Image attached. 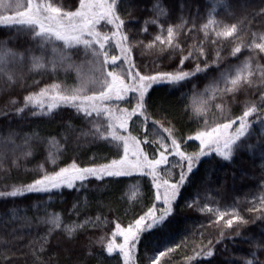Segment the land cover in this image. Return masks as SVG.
Here are the masks:
<instances>
[{
	"label": "snow or ice",
	"instance_id": "1",
	"mask_svg": "<svg viewBox=\"0 0 264 264\" xmlns=\"http://www.w3.org/2000/svg\"><path fill=\"white\" fill-rule=\"evenodd\" d=\"M125 3L126 0H79L76 6L75 0H0V27L12 33L8 41H0V90L20 83L24 67L52 81L42 79L23 85L25 90L37 87L39 91L28 92L16 113L22 116L31 111L33 116H52L61 106L74 109L77 117L90 126L85 135L108 145L106 156L94 154L87 163L74 156L59 166L57 159L51 158L53 168L49 170L46 159L33 169L31 182L11 185L10 190L0 191V197L21 198L35 193L51 198L57 190H86L94 182L107 183L116 190L123 186L125 195L132 194L130 201H125L123 195L118 201L120 205L128 204L125 216L131 210L126 224L120 215L110 219L101 212L69 224L55 212L41 217L40 223L49 227L24 246L31 253L30 264H52L51 257L46 260L44 256L57 230H63L88 256L94 253V246H99L114 264H172L178 249L189 248L193 254L186 256V264H203L197 257H212L217 245L242 236L240 227L249 223L235 204L222 209L217 201L207 199L209 169H205L196 186L193 178L205 161H231L244 147L253 155L259 151L264 159V63L255 65L261 87L253 93V57L240 59L245 47L252 53H264V31L251 32L252 21L247 15L235 23H225L215 18L214 11L204 22L198 10L189 20L181 17L179 23H169L166 10L157 0L153 6L157 15L151 23H159V32L146 44L127 30L121 15ZM256 15L264 17V8ZM200 33L203 39L199 38ZM194 34V42L189 43ZM247 35L250 43L245 42ZM21 38L27 47L19 43ZM12 39L17 41L15 47L8 46ZM225 41H236L230 52L238 61L235 65L223 59L222 51L216 47ZM146 50L152 59L144 58ZM137 51L141 57L135 55ZM259 59L264 60V56ZM211 64L217 65L218 75L200 89L202 76L207 75ZM61 72L65 77L74 72L76 82L68 85L60 79ZM157 88L171 89L169 95L179 92L181 117H188V123L177 127L172 105L161 104L150 110L152 93ZM243 93L252 98L242 101ZM240 103L242 113L235 115L232 105ZM257 122L261 130L257 143H246ZM185 127L189 129L187 134ZM15 136L14 132L0 136V169L5 166L7 148L10 142L14 144ZM32 138H24L25 158L32 155ZM12 164L19 166L16 159ZM260 181V195L252 196L246 211L264 221V176ZM181 200L185 208L203 214L207 226L194 225L191 232L186 228L179 242L156 245L141 255L142 241L163 232L176 217ZM79 208V203H75L70 212L79 216ZM114 211L119 213L120 207ZM112 212L109 208V214ZM208 228L215 229L218 235L205 243ZM81 232L86 237L83 242L78 238ZM251 239L252 258L240 257L229 264H264V259L257 256V251H264V232ZM0 264H13L12 256L0 252ZM74 264H87V257L81 260L77 256Z\"/></svg>",
	"mask_w": 264,
	"mask_h": 264
},
{
	"label": "trees",
	"instance_id": "2",
	"mask_svg": "<svg viewBox=\"0 0 264 264\" xmlns=\"http://www.w3.org/2000/svg\"><path fill=\"white\" fill-rule=\"evenodd\" d=\"M78 1L75 0L76 6ZM60 2L63 3L64 0H60ZM156 3L157 0H126V3L121 7V15L126 20L130 35L136 39L144 40L146 44L159 32V23H151L157 15L153 10ZM159 6L166 10L169 23H179L181 17L189 20L197 15L198 10L199 15L204 17L201 22H204L214 11L215 18L223 20L225 23H235L247 15L248 19L252 21L249 25L251 32L264 31V24H262L264 17L256 15L261 8H264V0H225L224 3H217V0H159ZM11 35L12 33L6 28L0 27V41H8ZM195 38L194 34L189 43L194 42ZM199 38L203 39V33L199 34ZM244 39L246 43L251 42L250 35L244 36ZM19 43L27 47L23 38ZM235 43L236 41H225L224 44L216 46L222 51L223 59L233 65L238 63L235 57L230 56L231 48L235 46ZM16 45L15 39H12L8 44L9 47ZM242 53L241 60L250 55L254 60L253 68L256 71V76L252 91L255 93L256 89L261 87L259 72L255 65L264 63V60L259 59L264 56V53H252L246 47L242 49ZM135 55L141 57L140 51H137ZM144 58L152 59L153 57L146 50ZM212 58H215V48L212 51ZM216 68L217 65L211 64L207 75L202 76L199 84L200 89L209 85L212 78L218 75L215 71ZM22 71L24 79L20 83L12 88L0 90V136L6 137L9 132L16 133L14 144L10 142L8 145L5 166L0 169V191L10 190L11 185L31 182L33 169L44 163L46 159H48L47 167L51 170L53 168L51 158H56L59 166H63L64 161H68L74 156L80 162L87 163L94 154L97 157L108 154V145L94 141L90 135H85L90 126L77 117L74 109L61 106L55 110V115L52 116H33L31 111H25L22 116L18 115L16 109L24 105V96L28 92L39 91L37 87H28L25 90L23 85H32L33 81L42 79L48 83L52 82L47 79V76L28 71L27 67H24ZM60 79L66 80L68 85H73L76 82V75L72 72L65 77L61 72ZM40 86L42 87L43 84ZM189 87L191 86L189 85ZM170 91L171 89L168 88H157L152 93V108L150 110L154 111L161 104L165 107L172 105L173 108L170 110L176 116L177 127H181L188 123V117H181L183 105L178 102L179 92L169 95ZM251 98L248 93L241 95L242 101ZM232 108L235 115H240L243 103L233 104ZM169 118L171 119V116ZM252 119L255 120V116ZM188 131L189 129L185 127L184 133L187 134ZM260 134V125L257 122L253 127L251 138L246 143L256 144ZM26 135L33 137L31 140L32 155L27 158L22 155V151L26 150L23 147ZM14 159L18 160V167L12 164ZM205 169H209L207 179L211 180L207 199L217 201L222 209L230 208L235 204L241 210V214L249 220V223L240 227L242 236L225 240L224 243L216 246L212 257L202 256L197 257V260L203 261V264H229L230 261L238 260L240 257L252 258L249 255L254 250L251 237L258 238L264 232V221L255 219V214L248 213L246 208L253 195L257 197L260 195V178L264 176V159L261 158L259 151L253 155L252 151L244 147L234 154L231 161H223L220 158L211 162L205 161L200 165V172L193 178L194 186L199 184ZM143 191L146 192L147 189H143ZM122 195L125 201H130L132 197L131 192L125 195L123 186L116 190L115 186L107 183L94 182L92 186H86V190L64 189L63 192L57 190L51 198L45 194L35 193L27 194L21 198L0 197V252L12 256L13 264H30L31 253L24 246L33 237L47 232L49 226L40 223V218L51 212L59 214L65 224L82 221L85 216L95 217L98 212L109 216L110 219L115 215H120L126 224L131 210H129V216L124 215L128 204H118ZM75 203L80 205L79 216L75 212H70ZM117 207H120L119 213L114 211ZM109 208L113 209L111 214H109ZM201 223L205 226L208 223L203 214L185 208L184 201L181 200L176 217L163 229V232L142 241L140 254L143 255L145 250L152 249L156 245L162 247L166 242H179L186 228L191 232L194 225L198 226ZM114 226L113 224L112 227L114 228ZM87 231L91 233L93 230L89 228ZM110 233L111 228L107 232L109 237ZM217 235L218 232L215 229L208 228L205 232V243L208 238H215ZM229 235L231 236L232 233L230 232ZM21 236L23 239L18 240L17 237ZM246 237L249 239H245ZM78 238L81 242L86 239L83 232L78 233ZM195 239L198 243L200 239L198 234ZM68 249H72V251L69 252ZM94 249V253L88 256L87 251L81 249L76 241L66 237L63 230H57L50 238L44 259L47 260L51 257L52 264H74L75 259L79 256L81 260L87 257V264H114L112 257L108 256L106 252L101 253L99 246H94ZM9 250H14V252ZM25 254L28 255L27 261ZM192 254L191 248L178 249L173 255L172 264H186V256ZM257 256L259 259H264V251H257Z\"/></svg>",
	"mask_w": 264,
	"mask_h": 264
},
{
	"label": "rangeland",
	"instance_id": "3",
	"mask_svg": "<svg viewBox=\"0 0 264 264\" xmlns=\"http://www.w3.org/2000/svg\"><path fill=\"white\" fill-rule=\"evenodd\" d=\"M78 4H79V1H78ZM78 6V5H77ZM117 241L118 242H121V238H117Z\"/></svg>",
	"mask_w": 264,
	"mask_h": 264
}]
</instances>
